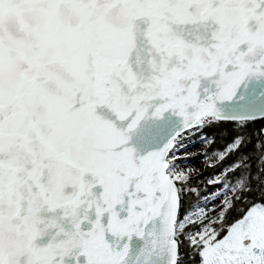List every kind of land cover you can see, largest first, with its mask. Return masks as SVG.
<instances>
[{"label": "snow or ice", "instance_id": "obj_1", "mask_svg": "<svg viewBox=\"0 0 264 264\" xmlns=\"http://www.w3.org/2000/svg\"><path fill=\"white\" fill-rule=\"evenodd\" d=\"M0 264H264V0H0Z\"/></svg>", "mask_w": 264, "mask_h": 264}]
</instances>
